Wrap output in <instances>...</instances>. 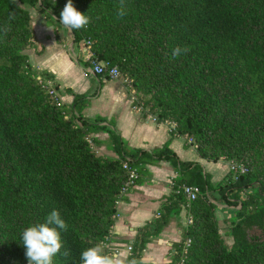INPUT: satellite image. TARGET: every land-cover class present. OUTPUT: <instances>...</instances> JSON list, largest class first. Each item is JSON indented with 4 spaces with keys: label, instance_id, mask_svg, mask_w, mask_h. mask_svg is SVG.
<instances>
[{
    "label": "trees",
    "instance_id": "16d2710c",
    "mask_svg": "<svg viewBox=\"0 0 264 264\" xmlns=\"http://www.w3.org/2000/svg\"><path fill=\"white\" fill-rule=\"evenodd\" d=\"M67 2L0 0V264H28L22 232L53 210L68 225L58 229L62 248L54 264H81L82 251L94 246L109 256L104 245L129 180L126 157L140 175L146 163L167 160L179 177L161 215L139 230L125 264H142L149 237L163 231L181 204L189 205L191 221L169 264H264V0H124L123 17L120 0H72L90 18L72 30L74 43L87 52V68L91 60L117 66L132 91L148 96L137 101L174 120L176 133L192 138L202 157L247 167L243 174L229 171L215 186L201 164L181 160L169 142L150 152L128 147L113 121L84 117L86 95L74 94L65 104L57 84L48 85L53 76L34 68L28 52L36 34L26 5L62 25ZM177 46L187 52L173 57ZM106 75L96 76L103 83ZM101 131L109 133L118 158L93 148L92 134ZM193 184L201 193L189 201L183 187ZM212 191L241 205L230 246Z\"/></svg>",
    "mask_w": 264,
    "mask_h": 264
},
{
    "label": "crops",
    "instance_id": "0c3cea01",
    "mask_svg": "<svg viewBox=\"0 0 264 264\" xmlns=\"http://www.w3.org/2000/svg\"><path fill=\"white\" fill-rule=\"evenodd\" d=\"M45 31V36H41L40 39L35 31V44H43L46 50L39 55L35 63L31 60L30 54V61L35 69L46 70L53 76L52 84L56 83L59 87V95L65 104L69 105L73 102L74 94L86 95L89 104L83 110V115L86 119H90L101 116L92 111L97 104H100L102 98L109 97L113 99L112 104L107 106V112L102 116L107 115L111 118L108 121H112L113 115L117 116L113 128L121 135L128 147L150 152L169 142L170 147L181 160L201 164L205 171L211 174L214 186L228 178L231 160L221 158L215 162L202 157L192 138L176 133V129L171 131L168 120L158 118L157 114L148 111L144 106L141 109L134 91H131L129 96L122 91H113L107 82L114 79L105 78L101 83L96 75L87 72V66L85 67L81 62L79 63L82 64L81 69L84 71L79 70L66 48L56 42L57 36L47 32L49 31L47 27ZM75 69L78 71L77 78L74 75ZM97 113L102 112L98 110ZM105 124L108 125V122ZM92 137L95 138L94 143L97 144V148L112 153L107 157L118 158V154L112 149L109 133L101 131L93 133ZM144 166L143 174L138 173L140 176L126 192L122 193V198L117 202L115 225L108 242L104 245V248L110 252L109 257L118 260L119 264H125L129 259L131 252L128 246L133 245L139 238V230L158 218L163 205L170 202L173 183L179 177L175 166L167 160H156ZM138 178L140 180L136 181ZM214 193L216 192H210L213 195ZM224 205L228 206L227 203ZM188 211L189 205L181 204L180 212L172 215L163 231L149 237L140 259L142 264H169L173 260L176 246L183 240L184 232L191 221Z\"/></svg>",
    "mask_w": 264,
    "mask_h": 264
},
{
    "label": "clouds",
    "instance_id": "9594fccd",
    "mask_svg": "<svg viewBox=\"0 0 264 264\" xmlns=\"http://www.w3.org/2000/svg\"><path fill=\"white\" fill-rule=\"evenodd\" d=\"M56 3V0H53ZM16 3V0H13ZM118 16L125 15L124 0H120V8ZM14 18V12L10 13L9 19ZM60 23L69 31L79 30L90 23V18L84 13L78 11L73 5L72 0H68L67 4L60 13ZM50 30H53L49 28ZM9 31L7 27L4 29ZM187 52V49H181L179 46L173 49L172 56L177 57ZM68 225L61 218L58 210H53L47 217L45 222L34 224L27 227L22 232V244L26 248V258L28 264H54L53 258L60 253L62 248L61 232L66 230ZM59 229V230H58ZM64 256H68L69 252L65 250ZM81 264H119V261L102 254V249L98 246L89 247L82 251L80 256Z\"/></svg>",
    "mask_w": 264,
    "mask_h": 264
},
{
    "label": "rangeland",
    "instance_id": "374dc122",
    "mask_svg": "<svg viewBox=\"0 0 264 264\" xmlns=\"http://www.w3.org/2000/svg\"><path fill=\"white\" fill-rule=\"evenodd\" d=\"M26 7H28L30 11L32 12L31 13L33 16L32 25L37 35L39 36V39L41 36H45L46 34L45 28L47 27V30H49L47 32H50L51 35L54 34L55 37L57 36L56 42L60 44L64 49L66 48V50L68 51L67 53L71 56V60L76 64L77 68L81 71H84L81 69L82 67L81 65L83 64L86 67V64L84 61L85 52H83L81 44L74 43V36L72 34V31H69L67 28L63 27V25H60L57 22L55 17L51 19H47L44 15H41L37 7L32 8L28 5H26ZM39 17H42V18H39ZM49 28L53 30H50ZM45 50H46L45 46L43 44L38 43V45L35 44V46L31 48L28 54H31V58H32L31 60L35 63L39 55L43 54ZM79 62H81L82 64ZM31 64L33 65V63ZM74 72H75L74 74L75 78H77L76 74L78 73V71L75 69ZM107 84L111 86L113 91L115 92L122 91V93H125V94L127 93L128 96L131 94L132 84L129 83L127 80L123 79L122 76L118 79L108 80ZM135 95H137L138 99L141 102L143 101L145 102L148 98V96H144L141 93H135ZM112 100L113 99L109 97L102 98V101H100L99 102L100 104H97L94 107L92 113H96V115L101 114V116L104 115V113L107 112V106H110L112 104L111 103ZM98 110H100L103 114L97 113ZM105 117L107 118V120L111 119V118H108L107 115H105ZM113 117L114 118H112V121L114 122V125H115L117 116L113 115ZM89 120H93V118H90ZM91 144L93 148L95 149V151L97 152V154L100 156H107L109 154H112L104 149L100 150L99 148H97L96 146L97 144H95L94 142H91ZM231 162H233V160H231ZM231 162H229V164ZM233 174L236 175L235 172ZM251 190H252V187L247 189V191H251ZM215 192L218 194L216 193H214V195L211 194V199L216 204V215H217L218 222H219V228L221 230V234L223 235L225 242L230 246L233 243V236L229 235V230L231 229L233 225V222L236 216V210H238V208H240L241 205H238L239 206L238 207L236 204H229L225 201L224 197H221V195H219L221 194L220 192L218 191H215ZM231 202L233 201L231 200ZM225 203H227L228 206L230 207L225 206L224 205Z\"/></svg>",
    "mask_w": 264,
    "mask_h": 264
},
{
    "label": "built area",
    "instance_id": "2783aa9c",
    "mask_svg": "<svg viewBox=\"0 0 264 264\" xmlns=\"http://www.w3.org/2000/svg\"><path fill=\"white\" fill-rule=\"evenodd\" d=\"M85 54H87V52H85ZM88 58H90V56H88ZM92 62V66L87 68V72L93 74V75H99V74H107L106 75V79H118L122 76L119 68L117 66H113V67H108L107 62L105 61H97V60H91ZM123 78V77H122ZM124 79V78H123ZM127 80L129 83H131V81L129 79H125ZM48 85H52V82L49 81ZM52 95L56 94L55 90H51ZM143 106L145 107V109H148L144 103H140V108L142 109ZM171 131H174L177 128V123L175 121L172 120H168L167 121ZM130 161L131 159L129 157H126L125 160L123 161V166L124 168L128 171L129 173V180L127 182V184L124 186V188L122 189V193L126 192L129 187L135 182V179L138 177V172L136 169L131 168L130 166ZM230 170L234 171L236 174H243L247 171V167L245 166V164L243 163H238V162H231L230 164ZM183 191L185 193V195L187 196V199L189 201H193L195 199H197V197L200 195L201 193V188L198 185H185L183 187ZM191 240L189 239L186 242V248H185V252L187 250V247L189 246ZM128 250L131 252L132 251V245L128 246Z\"/></svg>",
    "mask_w": 264,
    "mask_h": 264
}]
</instances>
